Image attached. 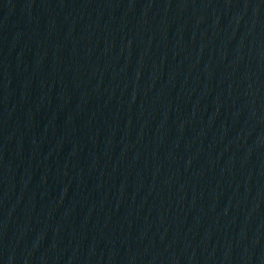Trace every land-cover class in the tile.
<instances>
[{
    "label": "water",
    "instance_id": "obj_1",
    "mask_svg": "<svg viewBox=\"0 0 264 264\" xmlns=\"http://www.w3.org/2000/svg\"><path fill=\"white\" fill-rule=\"evenodd\" d=\"M131 0H0V51L104 14Z\"/></svg>",
    "mask_w": 264,
    "mask_h": 264
}]
</instances>
